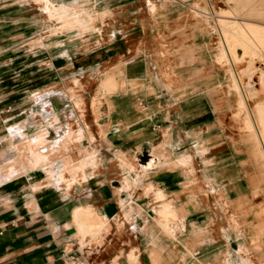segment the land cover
<instances>
[{"label": "crops", "instance_id": "0c3cea01", "mask_svg": "<svg viewBox=\"0 0 264 264\" xmlns=\"http://www.w3.org/2000/svg\"><path fill=\"white\" fill-rule=\"evenodd\" d=\"M35 1L42 12H47L41 1ZM94 1L96 8L98 2ZM11 6L8 0H0V14L4 15H0V264H264V198L255 193L251 183L238 177L237 174H245L244 161L238 160L231 149L214 148L209 137H170L166 132L162 137H140L138 133V137L128 140L133 141V147H149L151 158L146 164L140 158V162H132L127 150L110 141L108 152L112 156L104 166L93 146L96 137L88 127H80L79 123L74 128L67 121L75 134L79 129L81 133L72 137L52 164L54 170L61 172V180L52 181L42 167L5 177L3 153L38 139L48 124L54 126V116L62 122L54 111L46 112L42 104L40 128L29 132L34 117L27 112L26 99L23 96L22 102L11 101L14 94L27 92L28 71L27 53L19 52V36L23 32L14 31L22 28L17 26L21 21L13 18ZM93 8L88 13L74 8L92 18L83 26L84 31L95 27L97 16L102 20L106 15L107 11L96 12ZM125 54L123 51L121 56ZM104 61L99 60V64ZM124 63L104 70L97 96L92 100L94 106L97 100L127 94L124 90L133 78L127 66L123 69ZM107 77H112L115 85H104ZM70 89L75 97L82 98L79 87ZM42 94L39 91L31 97L41 104ZM138 99L142 103L144 98ZM153 106L156 105L144 106L147 112L130 125L146 123L143 127L160 128L156 124L160 120L158 110ZM92 112L98 117L94 107ZM100 135L103 137L104 131ZM149 136L156 133L150 132ZM119 139L125 140L114 137L112 141ZM84 140L87 146L82 144ZM247 140L253 164L264 170L261 151L252 138ZM15 153L13 156L17 157ZM157 153L161 157H155ZM65 158L74 168L64 167ZM111 175L121 176L117 187L111 186L117 178H110ZM259 179L263 182L264 176ZM206 193L214 197H205ZM163 195L167 197L162 198ZM160 202L176 214L174 219L156 214L152 208ZM86 208L105 218V229L100 234L88 227ZM166 221L170 229L166 228Z\"/></svg>", "mask_w": 264, "mask_h": 264}, {"label": "rangeland", "instance_id": "374dc122", "mask_svg": "<svg viewBox=\"0 0 264 264\" xmlns=\"http://www.w3.org/2000/svg\"><path fill=\"white\" fill-rule=\"evenodd\" d=\"M39 1L47 12H42L35 0H8L12 3L13 18L21 21L17 26H22V30L14 31L23 32L19 36L22 47L19 52L27 53L28 64L27 92L14 94L11 101L26 99L27 112L34 117L29 132L40 128L42 104L46 112L54 111L62 122L54 116V126L48 124L42 129L41 142L39 138L36 143L31 139L26 145L13 146L5 152L7 154L3 153L5 176L29 170L22 162L28 153L36 164L34 167L41 165L54 182L61 180L60 172L45 169L49 161L40 164L33 153L36 145L47 153L51 144L63 140L59 152L62 153L72 137L81 133L79 129L75 134L65 123L70 121L74 128L79 123L80 127L85 124L96 137L93 146L104 166L112 156L108 152L111 142L127 150L132 162L138 163L140 158L146 164L151 158L149 147H133V141L128 140L138 137V133L140 137H157L158 134L162 137L164 132L170 137H209L214 148L231 149L238 160L244 161L245 174H237L238 177L251 183L255 193L264 198V181L259 179L264 176V170L253 164L247 140V137L252 138L264 159V0H97L96 8H93L94 0H53L54 5L48 0L49 7L45 0ZM74 8L87 13L91 8L107 12L102 20L97 16L94 28L84 31L83 26L92 18L84 17ZM123 51L126 56H121ZM102 59L106 61L99 64ZM41 61L47 62L38 66ZM123 61L126 63L123 69L127 66L134 79L124 90L127 94L108 96L97 100L94 106L92 100L97 96V85L104 70ZM168 84L171 87L168 88ZM74 85L80 88L83 100L71 93ZM104 85H115V81L107 77ZM39 91H43L41 104L31 97ZM54 92H59L60 97ZM138 98H144L142 103ZM150 104L156 105L153 108L158 110L160 120L156 124L160 128L143 127L146 123L131 126L147 112L143 107ZM93 107L98 117L93 114ZM245 119L250 120L254 131L241 129L240 124ZM101 131L105 133L103 137ZM150 132H155L156 136H149ZM66 135L70 138H65ZM114 137L125 140L112 141ZM82 144L87 146V140ZM189 144L187 150L191 148ZM15 152L17 157H14ZM73 156L76 157L74 153ZM64 165L66 169L74 168L70 160ZM113 177L117 178L111 186L117 187L121 176H110ZM206 196L213 198L214 194L206 193ZM120 203L123 206L122 201ZM86 211L90 218L88 227L100 234L105 224H100L97 213L91 208Z\"/></svg>", "mask_w": 264, "mask_h": 264}, {"label": "bare ground", "instance_id": "6f19581e", "mask_svg": "<svg viewBox=\"0 0 264 264\" xmlns=\"http://www.w3.org/2000/svg\"><path fill=\"white\" fill-rule=\"evenodd\" d=\"M45 2L47 3V6L49 7V4H48V0H45ZM197 11V10H196ZM191 12H193L192 13V15L194 16L195 15V12L191 9ZM190 14V13H189ZM191 16V15H190ZM235 24H237V23H235ZM240 25V24H239ZM235 26V25H234ZM208 27H210V26H208ZM234 28V27H233ZM224 29H226V28H224ZM227 30V29H226ZM228 32H229V29H228ZM236 32V31H235ZM233 33V32H232ZM233 34H235V33H233ZM223 35V34H222ZM229 35V34H228ZM236 35V34H235ZM230 36V35H229ZM229 36H227V37H229ZM224 39V38H223ZM220 41V40H219ZM224 41V40H223ZM241 43V42H240ZM233 45V44H232ZM235 45V44H234ZM161 46V45H160ZM246 46V45H245ZM244 46V47H245ZM164 47V46H163ZM163 47H162V49H163ZM229 48V47H228ZM157 50H159V49H157ZM162 50H160V52H161ZM157 52H159V51H157ZM237 52V51H236ZM163 53V52H162ZM161 53V54H162ZM160 54V53H159ZM225 54V53H224ZM231 55H232V53H230ZM236 54V53H235ZM234 54V55H235ZM233 61V60H232ZM231 61V62H232ZM262 74V73H261ZM245 87V86H244ZM249 95V94H248ZM250 121V120H249ZM247 119H245V120H243V122L240 124V127H241V129L242 130H244V129H247V130H249L250 132L251 131H254V128H253V125L251 124V122H249ZM53 129V128H52ZM45 130H47V128L45 129ZM40 131V130H39ZM261 132V131H260ZM46 133H48V132H46ZM42 134H44V133H42ZM38 135V134H37ZM46 135V134H45ZM48 135V134H47ZM62 135V134H61ZM69 135V134H68ZM68 135H66V137L65 138H70V137H68ZM50 136V135H49ZM63 136V135H62ZM39 137V136H38ZM44 137V136H43ZM51 137V136H50ZM50 137H48V138H50ZM61 137V136H60ZM46 138V137H45ZM40 139V140H39ZM39 141L41 142L42 141V139H41V137H39ZM34 140V139H33ZM37 140V139H36ZM36 140H34L35 141V143H36ZM49 140V139H48ZM54 141V140H53ZM40 142H38L37 144H42V143H40ZM49 142H50V140H49ZM68 142V141H67ZM51 143V142H50ZM45 144V143H44ZM26 145V144H25ZM48 145H49V143H48ZM47 145V143H46V146H48ZM62 145H64V142H63V140H58V141H56V143H53V144H51V148H50V151H48L47 153H45V152H42L39 148H38V146L36 145V148H35V146H34V148H35V153H33L35 156H36V159H37V157L40 159V160H38V162L40 163V164H45V162L46 161H49L48 163L49 164H45L44 165V167H45V169H47L48 170V168L49 169H51L52 168V164H53V162L59 157V156H61V153H59L60 152V150H61V147H62ZM46 146H43V147H46ZM263 146H264V141H263ZM19 147V146H18ZM27 147V146H26ZM41 147H42V145H41ZM47 148V147H46ZM65 148V147H64ZM45 151V150H44ZM20 153V152H19ZM18 153V154H19ZM5 154H7V153H5ZM10 154H12V153H10ZM25 154H23V155H21V156H24ZM34 155H33V157H34ZM157 156H155V157H158L159 158V154H156ZM142 156H143V154H141V158H142ZM63 157V156H62ZM161 157V156H160ZM16 159V158H15ZM35 159V160H36ZM59 159V158H58ZM61 159V158H60ZM14 160V159H13ZM17 160V159H16ZM34 160V161H35ZM67 161H69V159H67V158H65L64 159V163H62V164H65ZM15 162H17V161H15ZM14 162V163H15ZM20 162V161H19ZM19 162H18V164H19ZM22 162H23V164L26 166V168L27 169H31L32 167H34V165H36L30 158H29V156H28V153H27V155H25L24 157H23V159H22ZM10 163V162H9ZM38 163V164H39ZM13 164V163H12ZM39 164V165H40ZM61 164V165H62ZM21 165V164H20ZM79 165V164H78ZM15 166H16V164H15ZM15 166H13V168L15 167ZM38 166V165H37ZM41 166V165H40ZM40 166H38V167H40ZM65 166V165H64ZM6 167V165L5 166H3L2 168H5ZM8 168V167H7ZM16 168V167H15ZM25 168V167H24ZM35 168V167H34ZM53 169H55V168H53ZM5 170H6V168H5ZM26 171V170H25ZM50 171V170H49ZM58 171V170H57ZM10 172V171H9ZM15 172H17V173H20V172H18V171H15ZM14 172V173H15ZM48 173V172H47ZM52 173H54V171L52 172ZM61 173V172H60ZM16 174V173H15ZM26 174V173H25ZM4 175H7V173L6 174H4ZM9 175H11V174H9ZM8 175V176H9ZM60 175V174H59ZM51 176V175H50ZM53 176H55V175H53ZM62 176V175H61ZM6 177V176H5ZM52 181H53V179H52ZM146 187H147V185H146ZM155 187V186H154ZM121 189H123V188H121ZM157 189V188H156ZM120 190V189H119ZM124 190H126V186H124ZM121 191V190H120ZM156 191V190H155ZM120 193V192H119ZM148 193V192H147ZM158 193H159V191H158ZM158 195V194H157ZM156 195V196H157ZM159 197V196H158ZM165 198V197H167V196H162V198ZM155 199H157V198H155ZM163 200H165V199H163ZM162 200V201H163ZM168 201V200H167ZM169 202V201H168ZM167 202V203H168ZM158 203V202H157ZM169 204V203H168ZM154 206V205H153ZM156 206V205H155ZM152 209H154L155 210V212H156V214L157 215H162V214H165V216H167V217H171L172 219H174L175 218V213L171 210V208L169 207V206H167V204H165V203H163V202H160L159 203V205L158 206H156V207H154V208H152ZM176 211V210H175ZM177 212V211H176ZM179 212V211H178ZM180 215V214H179ZM97 216H98V219H99V221H100V224L103 226L104 224H105V218L104 217H102V216H99L98 214H97ZM181 216V215H180ZM179 216V217H180ZM182 216H183V214H182ZM164 217V216H163ZM178 217V218H179ZM184 217V216H183ZM161 219V218H160ZM166 219V218H165ZM162 220V219H161ZM177 220V219H176ZM179 220V219H178ZM159 221V220H158ZM161 222V221H160ZM179 222V221H178ZM162 223H163V220H162ZM165 226H166V228L167 229H170V226H169V222L168 221H166L165 223ZM172 224V223H171ZM177 224V223H176ZM173 225V224H172ZM93 227V226H92ZM173 229V228H172ZM96 232V231H95ZM175 232V231H174ZM172 233V232H171ZM83 235V234H82ZM154 254V253H153ZM157 256V255H156ZM158 257V256H157Z\"/></svg>", "mask_w": 264, "mask_h": 264}, {"label": "built area", "instance_id": "2783aa9c", "mask_svg": "<svg viewBox=\"0 0 264 264\" xmlns=\"http://www.w3.org/2000/svg\"><path fill=\"white\" fill-rule=\"evenodd\" d=\"M1 234V233H0Z\"/></svg>", "mask_w": 264, "mask_h": 264}, {"label": "water", "instance_id": "95a60500", "mask_svg": "<svg viewBox=\"0 0 264 264\" xmlns=\"http://www.w3.org/2000/svg\"><path fill=\"white\" fill-rule=\"evenodd\" d=\"M150 156V155H149Z\"/></svg>", "mask_w": 264, "mask_h": 264}]
</instances>
